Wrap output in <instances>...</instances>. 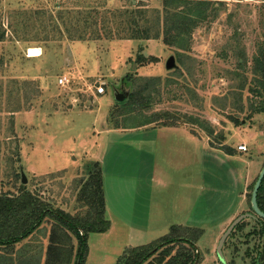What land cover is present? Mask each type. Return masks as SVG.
<instances>
[{
	"label": "rangeland",
	"instance_id": "obj_1",
	"mask_svg": "<svg viewBox=\"0 0 264 264\" xmlns=\"http://www.w3.org/2000/svg\"><path fill=\"white\" fill-rule=\"evenodd\" d=\"M131 2L0 0V25L8 30L0 43V191H17L24 173L30 190L75 213L85 165L98 161L111 225L89 234L85 264H118L126 249L156 241L174 225L203 229L193 264H264L258 216L232 231L222 249L225 262L217 251L234 220L254 214L251 195L264 167V115L249 114L248 89L241 99L235 77V70L242 72L237 56L246 55L250 71L264 41V0L215 1L218 16L195 29L182 62L180 49L162 38H116L127 33L114 10L162 9V0ZM28 10L38 14L27 27L18 22L12 29L9 14ZM90 11L111 20L109 32L101 22L84 26ZM30 48L40 55L29 56ZM140 53L157 59L140 65ZM171 56L176 66L168 69ZM64 75L69 84L60 86ZM147 78L160 79L143 112L159 119L157 127L121 132L147 128L139 126L146 116L124 117L120 104ZM113 115L119 119L111 122ZM235 117L243 123L236 126ZM167 121L175 125L158 127ZM108 126L119 131L106 133ZM46 230L43 224L31 238L34 255L42 252L37 244L47 240Z\"/></svg>",
	"mask_w": 264,
	"mask_h": 264
},
{
	"label": "trees",
	"instance_id": "obj_2",
	"mask_svg": "<svg viewBox=\"0 0 264 264\" xmlns=\"http://www.w3.org/2000/svg\"><path fill=\"white\" fill-rule=\"evenodd\" d=\"M215 1L223 5L225 3L224 0H162V9H151L146 6L131 10L124 9L125 11L114 10L112 14L119 12L118 16L121 17L116 23L118 28L127 33L124 36L118 35L116 38L138 40L162 38L167 46L180 49L176 52L182 62V57L192 42L195 29L205 22L211 23L218 16V9L214 8ZM131 4L134 5L133 0ZM37 14L31 10L12 11L9 14V25L13 29L14 23L23 22L27 27L26 21L31 17L35 18ZM88 14V18L82 20L85 27H96L101 22L103 26L101 29L109 32L106 29L111 24L108 17L98 19L99 17L97 18L92 11ZM61 17L64 18L63 14ZM19 30L14 27L15 36L18 35ZM7 32V28H3L1 24L0 43L7 36ZM96 35L97 38H102V32L99 29ZM259 45L257 54L252 58L250 71L247 69L246 55L242 53L237 56V63L242 72L235 70V77L241 80L239 88L241 92L238 96L242 99L245 89H248L250 102L248 111L251 116L252 114L264 115V41ZM155 58L157 59L155 56L148 58L140 53L138 63L146 65ZM247 73H249V78ZM126 80H131V77L127 76ZM154 80L155 78L142 79L129 98L120 102L125 110L126 116L124 117H131L134 113H139L142 117L146 116L145 121L139 123L142 127L155 128L157 126L154 123L159 120L158 118L150 119L147 114L143 113L152 102V94L160 90L158 85L160 79ZM152 82L155 83L151 84ZM241 103L240 111H244V102ZM165 114L169 113L165 112ZM112 117L111 122L119 119L114 115ZM168 117L173 118L174 121L180 119L172 114ZM174 121H167L158 127L173 126ZM233 121L236 126L243 123L238 117L233 118ZM208 131L210 135L213 132L210 129ZM223 149L229 154L234 152L231 147L225 146ZM85 167L87 178L78 182V209L75 213L64 210L38 191L30 190L25 184L14 192L0 191V253L4 264H36L35 259L27 256L33 248L31 238L43 224L47 227L48 243L43 264H85L89 234L106 232L111 225L107 218L102 166L100 162L95 161L86 164ZM258 203L264 211V179L258 193ZM258 223L261 226L260 234L264 237V219L259 217ZM244 225L243 221L237 226ZM202 235L203 229L201 228L174 225L168 234L158 240L126 249L118 264H193L196 254L195 244ZM27 240L31 242L28 244ZM18 252L20 255L15 258L13 254Z\"/></svg>",
	"mask_w": 264,
	"mask_h": 264
},
{
	"label": "water",
	"instance_id": "obj_3",
	"mask_svg": "<svg viewBox=\"0 0 264 264\" xmlns=\"http://www.w3.org/2000/svg\"><path fill=\"white\" fill-rule=\"evenodd\" d=\"M168 69H172L176 66V62H175V58L174 56H171L166 64ZM119 100H124V95H119L118 96ZM264 179V167L261 170L259 177L255 183V186L253 188V192H252V196H251V205H252V210L254 212V214H242L240 215L238 218H236L234 220V222L229 226V228L226 230V232L224 233V235L222 236L219 246H218V255L220 257V259L222 260V262H225L224 260V256H223V246L227 240V238L230 236V234L232 233V231L235 229V227L240 224L244 219L248 218V217H254V216H258L262 219H264V211L260 208L259 203H258V193L260 190V187L262 185ZM22 182L23 184H26L28 182L26 175L23 173L22 174ZM198 260H196L195 264H197Z\"/></svg>",
	"mask_w": 264,
	"mask_h": 264
},
{
	"label": "crops",
	"instance_id": "obj_4",
	"mask_svg": "<svg viewBox=\"0 0 264 264\" xmlns=\"http://www.w3.org/2000/svg\"><path fill=\"white\" fill-rule=\"evenodd\" d=\"M153 128V127H152ZM119 128H115V127H109L108 126V128H104V130H105V132L106 133H108V132H116V131H119L118 130ZM146 129H150V127H147V128H136V129H133V130H126V129H122L121 130V132L123 131V132H143L144 130H146ZM170 130V129H169ZM174 130V129H173ZM163 131H165V130H163ZM157 132H159V130H157ZM104 176V175H103ZM43 243H44V245H43ZM42 244H37V245H41L42 247H41V250H42V252H40L39 254H35L34 255V252H35V250H34V252H30L29 254H28V256L27 257H31V259H35V261H36V264H39V262H41L40 260H39V257L40 256H44V259H43V257H42V262H41V264H43V262H44V260H45V254H46V248H47V245H48V243H47V240L45 241V242H43ZM3 261H4V259H3V257L1 256V253H0V264H4L3 263Z\"/></svg>",
	"mask_w": 264,
	"mask_h": 264
},
{
	"label": "built area",
	"instance_id": "obj_5",
	"mask_svg": "<svg viewBox=\"0 0 264 264\" xmlns=\"http://www.w3.org/2000/svg\"><path fill=\"white\" fill-rule=\"evenodd\" d=\"M58 83H59L60 86H66V85L69 84V79H68V77L65 76V75H64V76H61V77L58 79ZM97 91H98V93L102 94V93L105 92V89H104L103 86H100V87H98ZM239 150H240V151H247V146H246V145H240V146H239Z\"/></svg>",
	"mask_w": 264,
	"mask_h": 264
},
{
	"label": "bare ground",
	"instance_id": "obj_6",
	"mask_svg": "<svg viewBox=\"0 0 264 264\" xmlns=\"http://www.w3.org/2000/svg\"><path fill=\"white\" fill-rule=\"evenodd\" d=\"M40 55V50L37 48H30L29 50V56L34 57Z\"/></svg>",
	"mask_w": 264,
	"mask_h": 264
}]
</instances>
